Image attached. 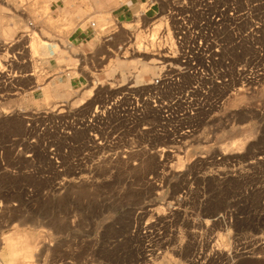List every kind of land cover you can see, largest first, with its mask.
<instances>
[{
    "label": "rangeland",
    "instance_id": "1",
    "mask_svg": "<svg viewBox=\"0 0 264 264\" xmlns=\"http://www.w3.org/2000/svg\"><path fill=\"white\" fill-rule=\"evenodd\" d=\"M7 1L0 0V14L7 20L0 33V41L7 42L0 48V63L14 87L0 82V258H7L9 244L3 239L10 237L21 238L20 248L28 241L33 245L30 259L19 255V264H264V0H237L239 58L252 60L251 91L228 99L221 111L201 115L192 137L182 142L160 136L148 143L145 133L119 127L110 149L131 152L125 159L101 160L84 155L85 144H67L82 141L84 133L60 137L37 129L40 119L29 126L27 117L53 104L75 107L76 91L91 88V82L71 89L66 84L76 75L71 68L82 54L88 77L105 81L108 88L148 84L165 60L150 54L151 63H130L120 55L135 22L141 30L153 19L136 15L114 23L111 11L121 4L94 16L90 7H78L86 0H19V11L11 6L16 0ZM91 20L99 28L112 26L99 38L98 30L89 35L82 46L69 43V36ZM111 30L117 32L108 39ZM23 33L26 39H20ZM36 34L50 39V47H61L48 56L41 51L34 68L25 46ZM113 57L122 78L117 70L105 69ZM30 72L36 75H25ZM108 75L117 79L107 84ZM48 82L59 93L54 100L44 91ZM234 140L243 147L221 153L219 146ZM52 145L58 162L48 152Z\"/></svg>",
    "mask_w": 264,
    "mask_h": 264
},
{
    "label": "built area",
    "instance_id": "2",
    "mask_svg": "<svg viewBox=\"0 0 264 264\" xmlns=\"http://www.w3.org/2000/svg\"><path fill=\"white\" fill-rule=\"evenodd\" d=\"M146 4L152 14L145 17L153 20L144 29L148 40L142 43V48L156 54L160 52L157 56L165 60L150 82L114 89L95 84V77L89 74V79L87 75L82 54L71 68L76 70L71 78L85 79L79 88L91 82L89 104L70 107L59 103L34 110L32 117H27L29 126L40 119L37 129L60 137L84 133L82 141L75 138L67 144L76 148L87 145L89 150L84 155L96 160L125 159L131 152L129 149L115 153L110 149L117 142L114 139L117 134L113 135L115 129L123 126L139 134L145 133L148 143L160 136H168L174 143L182 142L193 135L201 115L221 111L228 99L251 91L252 60L239 58L237 0H146ZM241 16L243 20L244 15ZM159 17H163V27L154 36L152 23ZM115 22L121 23L118 19H114ZM111 26L105 24L99 28L97 21L89 22L92 34L97 30L98 34L103 33ZM111 31L106 38L111 39L117 32ZM249 34L252 35V29ZM10 75L0 74L5 88L14 87ZM48 142H44L45 146ZM48 152L52 160L59 161L55 146Z\"/></svg>",
    "mask_w": 264,
    "mask_h": 264
},
{
    "label": "bare ground",
    "instance_id": "3",
    "mask_svg": "<svg viewBox=\"0 0 264 264\" xmlns=\"http://www.w3.org/2000/svg\"><path fill=\"white\" fill-rule=\"evenodd\" d=\"M9 1V0H8ZM7 1V2H8ZM14 3H12V9H15V10H17V11H19L20 9L22 10V8H21V6H22V4H23V1H22V4H20L21 3V1H19V0H16V1H13ZM9 3V2H8ZM2 14V13H1ZM0 14V33H1V31H2V24L5 22V16H4V14H2L1 15ZM242 14V13H241ZM140 15V14H139ZM245 15V14H244ZM246 17V16H245ZM244 17V18H245ZM8 18V17H7ZM48 18V17H47ZM146 19L148 18V17H145ZM246 19V18H245ZM19 20V19H18ZM18 20H16L15 22H18ZM240 20V19H239ZM7 21V20H6ZM20 21V20H19ZM47 23L48 24H51V25H56L55 24V21H53V19H51V18H48L47 20ZM138 21V20H137ZM146 22V21H145ZM15 24V23H14ZM18 24V23H17ZM33 24V23H32ZM142 24V23H141ZM153 25H154V29H153V31H154V33H153V35L155 36L156 34H158V32L162 29V27H163V17H159L157 20H155L153 23H152ZM239 24H240V22H239ZM139 25H140V23H139V21L138 22H135V30L133 31V33H131V35H128L129 36V40H128V42H126V45H128L127 47H124V46H122L121 45V47H122V49H124L123 50V54H122V56L120 55V57H122L123 59H127L128 60V62H133V60H135V59H140V60H145V61H150V63H151V60L152 59H148V58H146V56L147 55H150V54H152V55H159L160 54V52H158L157 54L156 53H152V52H148V51H145L143 48H142V43L143 42H145V41H147L148 40V37H147V35H146V32H144L145 30L144 29H141V30H138V27H139ZM140 26H142V25H140ZM34 28V27H33ZM125 29H129V28H125ZM27 31V30H26ZM31 31V30H30ZM128 31H130V29L128 30ZM127 31V34L129 33ZM132 31V30H131ZM130 31V32H131ZM24 32V31H23ZM33 32H36L35 30L33 31ZM130 34V33H129ZM103 35V34H102ZM24 36H26V34H24L23 33V35H21L20 36V39L21 38H23ZM43 36V35H42ZM42 36L40 35L39 36V34L37 35H32L30 38H29V43H28V45L27 46H25V47H27L28 49H29V55L31 56V58H30V61H33L32 63V65H34L33 67L35 68V67H37V66H39V63L36 61V59H37V57H40V53H45V52H47L48 54H47V56L50 54V50H51V47H50V45H51V42H50V39H47V40H44V39H42ZM25 38V37H24ZM26 39V38H25ZM18 40V39H17ZM132 40H134V42H131ZM19 42V41H18ZM31 42V43H30ZM131 42V43H130ZM4 43L6 44L7 42H4V41H0V48L4 45ZM128 43V44H127ZM26 45V44H25ZM124 45V44H123ZM21 46V45H20ZM120 50V49H119ZM41 51H43V52H41ZM23 52H25V51H23ZM22 52V53H23ZM121 52V51H120ZM17 53V52H16ZM19 53H21V52H19ZM43 53V54H44ZM39 54V55H38ZM25 55V54H24ZM46 55V54H45ZM37 56V57H36ZM42 56V55H41ZM44 56V55H43ZM46 56V57H47ZM14 57V56H13ZM36 57V58H35ZM159 57V56H158ZM160 58V57H159ZM16 59V58H15ZM14 59V60H15ZM117 60V58H112L110 61H109V63H107L106 64V70H111L112 72H113V69H115V70H117L118 71V75L122 78V74H121V70H120V68L118 67V66H116L115 65V61ZM148 61V62H149ZM164 61V60H163ZM24 63V62H23ZM157 64L158 63H153V65H154V67H156L157 66ZM159 67V66H158ZM73 70V69H72ZM4 71H6V67L3 65V64H1L0 63V74H2ZM110 71V72H111ZM263 71H264V69H263ZM127 72H128V70H127ZM73 72H71L70 71V75H73L72 74ZM76 73V72H75ZM133 73V72H132ZM262 73V72H261ZM264 74V73H263ZM26 76H28V75H36V73L35 72H31V73H29V74H25ZM39 75V74H38ZM261 75V74H260ZM17 75H13V77L15 78ZM20 76V75H19ZM264 76V75H263ZM10 77H11V75H10ZM134 77V76H133ZM257 77V76H256ZM40 77L38 76V79H39ZM260 78H261V76H260ZM35 79V78H34ZM117 79V78H116ZM256 79H259V78H256ZM41 80V79H40ZM35 81V80H34ZM39 80H37V81H35V82H37V84L39 83L38 82ZM115 80H113L112 82H114ZM262 81V79L260 80V82ZM100 84V85H106V84H102V83H99L97 80L95 81V84ZM249 84H251V83H249ZM259 84V83H258ZM124 85H126V84H121L120 86H124ZM141 85H145V84H138V85H133V86H141ZM252 85H253V83H252ZM254 85H256V83L254 84ZM119 86V87H120ZM257 86V85H256ZM256 86H253V87H256ZM50 87H51V82H48L45 86H44V91H45V93H46V96L49 98V99H51V100H54V98L52 97V95H51V92H50ZM92 87H93V85L91 84V88H87V89H85V90H81V91H76V93L74 92V91H72L73 93H75L74 95H73V98L72 99H75L74 101H73V104H75V107H77V106H81V105H83V104H85V103H87V101H88V99H89V97H90V95H91V93H92ZM73 90V89H72ZM71 91V90H70ZM54 96V95H53ZM63 104H65V103H63ZM54 105V104H53ZM66 105V104H65ZM18 111H20V112H23V110L20 108ZM192 137V136H191ZM191 139H194V138H191ZM241 139H243V138H241ZM190 140V139H189ZM188 140V141H189ZM240 140V139H239ZM187 141V142H188ZM191 141V140H190ZM193 141V140H192ZM230 141V140H229ZM235 141V140H234ZM245 142V141H244ZM185 143V142H184ZM243 142H241V141H238V142H228L227 144H225L224 143V145H220L219 147H220V149L219 150H221V153H223V154H228V153H235V152H237L239 149H241L242 147H243V144H242ZM185 145H188V144H186L185 143ZM172 148H173V146H172ZM180 148V147H179ZM178 147H177V149L180 151V150H182V149H179ZM163 149H165V148H163ZM175 149V151H176V147L174 148ZM166 151V150H165ZM174 150H172V152H175ZM174 156H177V158L178 159H180V154L179 153H177L176 155H175V153H174ZM180 160H183L182 158L180 159ZM180 162L178 161V163L177 164H179ZM180 164H182V161H181V163ZM179 164V166H181ZM176 166V165H175ZM178 166V165H177ZM178 166V167H179ZM7 211V210H6ZM159 213V212H158ZM142 216V215H141ZM221 217H222V215L221 214H219V215H217V217L215 218V220L216 221H218L219 219H221ZM21 239V238H20ZM15 240V239H13V238H10V237H6V238H4L3 239V244L5 245V244H9V247L7 248V258L6 259H4V258H0V264H19V262L16 260L17 259V257L19 256V255H22L24 258H25V260H27L28 258L30 259V257L32 256V253H33V245H32V243L31 242H27V246L26 247H24V248H20V244H21V240ZM41 240V239H40ZM42 242H44V241H42ZM42 242H41V244H42ZM45 245V244H44ZM221 250V249H220ZM50 252V251H49Z\"/></svg>",
    "mask_w": 264,
    "mask_h": 264
},
{
    "label": "crops",
    "instance_id": "4",
    "mask_svg": "<svg viewBox=\"0 0 264 264\" xmlns=\"http://www.w3.org/2000/svg\"><path fill=\"white\" fill-rule=\"evenodd\" d=\"M66 1H68L70 4L72 0H66ZM86 1L88 2V4H86L85 6L84 4H80V6L78 7L81 9H85L86 6L90 7L93 10L92 14H94V16H102L103 13L108 12L112 6L121 4L120 6H118L117 8L111 11L112 16L115 19H118L120 22H130L134 19L136 15H139V14L142 16L145 14L147 16L151 15L150 14L151 12H148L147 9L142 10V5L146 3V0H86ZM89 35H92V31L89 29V24L85 29L79 27L69 36V43H71L72 45L82 46L87 41V38L89 37ZM99 36H102V34L99 33L97 38H99ZM59 47H61L60 44H58L57 47L52 46L51 50L54 49L55 50L54 52L56 53ZM140 68H141V65L139 66V69ZM115 79L116 77H112L108 75V78L106 79L107 84H110V83L112 84L113 83L112 81ZM84 82H85V79L83 78L82 79H73V78L69 79L68 77L66 84L71 89V87L79 88V86L83 84ZM98 82L103 83L105 81H100L98 79ZM54 88H55V84L51 83L50 92H51L52 97L55 99L56 96H59V93H57ZM43 94H44V91L42 92V99H44Z\"/></svg>",
    "mask_w": 264,
    "mask_h": 264
}]
</instances>
